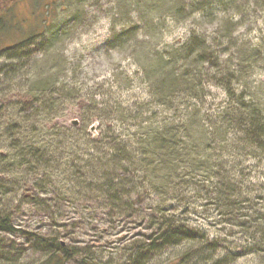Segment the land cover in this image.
I'll return each instance as SVG.
<instances>
[{
	"label": "rangeland",
	"instance_id": "1",
	"mask_svg": "<svg viewBox=\"0 0 264 264\" xmlns=\"http://www.w3.org/2000/svg\"><path fill=\"white\" fill-rule=\"evenodd\" d=\"M1 5L0 0V226L12 230L0 227V264H45L51 251L39 246V238L60 243L64 264H134L137 248L147 252L140 264H264V155L242 133L237 131L229 152L216 146L223 171L233 178H221L219 168L218 178L213 177L218 183L198 185L187 200L174 203L183 204L181 210L142 206L134 192L128 210L112 207L109 191H96L105 165L95 175V166L82 160L91 153L104 159L116 136L136 133L131 124L145 126L144 114L135 121L115 112L143 101L157 108L142 70L153 66L159 51L183 43L191 30L211 42L218 38L222 46L211 44L220 56H235V102L240 97L246 110L252 104L264 113V0H14ZM178 6L186 9L180 15ZM34 31L39 36L31 43L15 46ZM244 47L255 59L238 62ZM203 82L201 115L214 117L226 105L225 93ZM115 103L120 109L112 113ZM75 119L80 129L70 124ZM96 123L100 136L93 145L86 130ZM19 135L47 152L43 163L49 155L52 166L63 163L49 168L44 180L40 164L37 173L26 165L11 166ZM65 148L73 151V167L65 165L70 161L61 155ZM38 180L43 183H33ZM90 182L93 188L87 187ZM100 188L105 190L103 183ZM144 193L145 202L158 198L150 190ZM161 215L194 239L149 248L166 228Z\"/></svg>",
	"mask_w": 264,
	"mask_h": 264
},
{
	"label": "trees",
	"instance_id": "2",
	"mask_svg": "<svg viewBox=\"0 0 264 264\" xmlns=\"http://www.w3.org/2000/svg\"><path fill=\"white\" fill-rule=\"evenodd\" d=\"M12 1L14 0H1V8H5ZM157 1L162 2L163 0ZM175 3L178 5L177 2ZM176 10V13L180 15L186 9L183 6H178ZM193 11L192 9L191 12ZM239 13L243 14L241 11ZM43 21L46 26L50 23L41 20L42 23ZM37 32H31L19 39L15 46H22L27 41L30 42L35 36H39ZM217 39L215 38L212 42L222 46L223 43ZM212 42L205 34L191 30L190 35L183 43L171 46L168 51L156 53L153 66L144 67L142 71L144 76L149 79L152 89L151 96L157 108L151 109L152 103L143 101L134 104V107L129 109L122 108L121 113L115 112L126 118L132 117L135 121L142 120L144 114L145 126L131 124L138 129L136 133L127 132L123 138L121 135L120 138H118L119 135L116 136L114 140L116 139L117 143L114 149L107 150L104 159H99L92 153L88 158L82 159L86 166H95L96 171H92L95 175H98L99 168L105 165L104 177L98 180L96 191L100 194L103 191H109L107 193L112 207L121 208V211L128 210L132 205L129 201L130 194L134 192L137 195L136 202L142 206L149 205L159 211L183 209V204L177 208L178 206L174 203L187 200L190 191H195L198 185L208 187L218 183V180L213 177L218 178L219 168L222 170L221 178L226 176L233 178L231 175H227L228 171H223L224 163L216 154V146H219L221 151L229 152V148H233L234 143L236 144L235 134L237 131L243 134L247 142H250V147L261 151V155H264V113L259 108L253 107L252 104L249 105L252 110H246L247 105L241 103L240 97H238L240 103L235 102L233 84L239 77V73L235 72V56H220V51L212 46ZM247 47L241 51V56L237 55L238 62L250 58L255 59L253 52L248 53L249 47ZM254 50L256 51V49ZM203 81L213 82L225 93L226 105L220 112L214 114V117L201 115ZM117 104L113 105L112 113L115 108H119L120 104ZM180 107H183L184 114L182 112L180 114ZM146 112L150 115L146 116ZM158 112L164 113L159 116V119L156 118ZM203 116L206 117L202 119ZM94 120L98 122V119ZM201 121H204L207 126L203 125L204 123L201 124ZM80 128L81 125L77 129ZM86 133L92 141L90 143L96 144L100 135L93 138L87 130ZM19 136L22 137L13 141L12 147L16 151L12 154L11 166L26 165L32 168V172L37 173L36 166L40 164L44 167L41 176L44 180L48 177L47 170L49 168L53 167L56 170V167L63 163L57 161L56 165L52 166L53 155H49L43 163L42 155L47 152L42 153L40 148H34L31 141H26L27 135ZM98 150L96 152L100 156L101 152ZM61 155L70 159L65 165L74 166L72 150L65 148ZM77 168L80 176V165ZM43 180L33 183L38 185L43 183ZM101 183L106 191L100 188ZM191 183H194L192 189L190 188ZM87 187L93 188L91 182L87 184ZM148 190L152 194H157L158 198L145 202L144 191ZM94 194L96 193L94 192ZM167 195L170 196L169 200H166ZM226 204L223 201V205ZM159 218L166 228L159 236L150 241L149 248L159 247L158 242L161 245L171 246L188 239H194L190 238L185 230L173 225L171 220H164L163 215ZM0 227L2 228V226ZM2 229L12 230L10 227ZM40 239L37 241L39 246L44 250L51 251L45 264H64L66 256H64V249L60 243L54 244ZM146 256V249L137 248L133 252L131 261L134 264H140L139 261ZM82 264L96 263L84 260Z\"/></svg>",
	"mask_w": 264,
	"mask_h": 264
},
{
	"label": "water",
	"instance_id": "3",
	"mask_svg": "<svg viewBox=\"0 0 264 264\" xmlns=\"http://www.w3.org/2000/svg\"><path fill=\"white\" fill-rule=\"evenodd\" d=\"M97 123H98V122H97ZM97 123L94 124V125H91V126L88 128V130H87L88 134H90L93 138H96V137L98 136V134L95 132V127L97 126ZM70 124H71L73 127H75V128H78L79 125H80V123H79V121H78L77 119L71 121Z\"/></svg>",
	"mask_w": 264,
	"mask_h": 264
}]
</instances>
